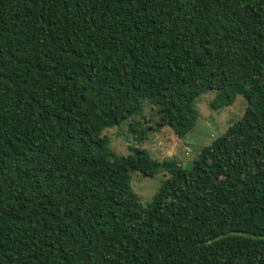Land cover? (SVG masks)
<instances>
[{"label":"trees","instance_id":"obj_1","mask_svg":"<svg viewBox=\"0 0 264 264\" xmlns=\"http://www.w3.org/2000/svg\"><path fill=\"white\" fill-rule=\"evenodd\" d=\"M207 92L246 107L190 168L103 135ZM0 264H264V0H0Z\"/></svg>","mask_w":264,"mask_h":264},{"label":"rangeland","instance_id":"obj_2","mask_svg":"<svg viewBox=\"0 0 264 264\" xmlns=\"http://www.w3.org/2000/svg\"><path fill=\"white\" fill-rule=\"evenodd\" d=\"M215 96L214 92H207L199 97L195 103L199 118L194 128L183 138H177L168 126H158L164 120L157 108L148 101L144 103L141 115L132 117L120 126L106 129L103 135L117 156L128 155L129 148L135 147L146 151L152 159H173L182 167L190 168L201 149L239 120L245 110L246 103L239 95L232 105L214 109L210 102ZM166 177L163 173L153 177L131 174V188L142 206L152 200Z\"/></svg>","mask_w":264,"mask_h":264}]
</instances>
